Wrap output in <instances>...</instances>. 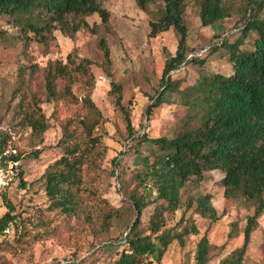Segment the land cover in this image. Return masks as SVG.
<instances>
[{
  "label": "trees",
  "instance_id": "obj_1",
  "mask_svg": "<svg viewBox=\"0 0 264 264\" xmlns=\"http://www.w3.org/2000/svg\"><path fill=\"white\" fill-rule=\"evenodd\" d=\"M190 1L197 6L202 27H211L241 14L243 29L240 36L230 42L222 39L210 50L211 54L222 50L221 56L227 58L232 73L224 76L202 72L189 84L184 83L185 77L173 79L172 73L196 62L187 59L188 52L192 51L187 44L189 33L184 22L189 0H135L143 11L149 3H162L158 20L149 22V38L170 28L178 35L176 53L174 56L167 54L160 90L145 114L150 117L154 108L174 102L181 113L182 129L173 137L150 138L145 134L134 137L130 111L123 102L124 89L119 83L110 82V93L115 96L124 117L128 138H132L137 147H150L143 170L137 171L135 178L140 184L149 185L155 194L147 203L135 194L127 195L136 216L120 239L122 250L113 264L160 263L174 240L182 243L185 236L197 235L194 224L182 233L165 228L166 215L174 214L181 206L185 211L192 209L210 223H216L219 216L210 204L209 195L189 197L183 205L181 203V190L185 184L191 179L202 182L207 172L223 174L221 185L226 198H242L255 207L253 215L247 218L243 243L227 259L228 264L243 263L257 219L264 213V0H245L242 5H234L229 0ZM0 15L6 18L7 26L16 30L15 33L0 30V52L10 43L15 46L20 43L26 50L34 42H43L55 29L70 39L81 30L94 33L95 26L90 27L87 21L93 15L99 17L105 28L110 21V14L101 0H0ZM98 46L106 75L110 76V50L104 38L98 39ZM66 60L51 61L40 71L43 81L37 90L29 87L30 80H26L23 71L14 119L41 141L50 128L42 103L82 105L83 113L59 121L62 135L53 147L58 151V159L45 169L42 181L50 211L66 215L80 212L93 222L94 229L107 233L117 210L107 200L97 198L91 187L106 150L95 134L102 114L90 98L96 82L92 63L88 59H76L71 53ZM37 68L32 67L31 74L40 70ZM79 81L89 91L83 99L73 93V86ZM7 141V135L0 138L1 154ZM138 150L135 152L139 153ZM7 159L19 160L17 155ZM19 167L17 178L20 182L22 171ZM3 201L6 212L0 217V235L21 223L14 205L4 195ZM149 204L154 207L148 221L143 223L141 217ZM235 230H231L229 238ZM209 254L210 243L204 234L196 245L195 263L209 264Z\"/></svg>",
  "mask_w": 264,
  "mask_h": 264
},
{
  "label": "rangeland",
  "instance_id": "obj_2",
  "mask_svg": "<svg viewBox=\"0 0 264 264\" xmlns=\"http://www.w3.org/2000/svg\"><path fill=\"white\" fill-rule=\"evenodd\" d=\"M229 1L234 5L245 2ZM101 2L110 14L106 28L101 25L99 17L93 15L87 21L90 27L95 26L94 33L81 30L74 39H70L55 29L43 42H34L26 50L18 41L17 46L7 44L5 51L0 52V138L8 136L6 148L0 156L7 159L17 155L22 171L20 182L17 178L14 185L0 192V217L6 212L4 195L14 205L21 220L18 227L11 226L0 235V264H113L118 258L122 250L120 239L136 216L127 195L135 194L147 203L153 200L155 194L149 185L140 184L135 178V173L143 170L150 147H137L133 145L132 138H128L124 117L116 105L115 96L110 93L111 81L119 83L124 89L123 102L130 111L134 137L142 134L150 138L173 137L182 129L181 113L174 102L154 108L150 117L145 114L147 107L153 103L152 98L160 90L166 56H174L178 47V35L173 28L155 38L148 37L149 22L158 20L162 3H149L143 11L137 7L135 0ZM240 18L241 14H235L214 26L202 27L197 6L189 0L184 22L189 33L187 44L192 51L188 52L187 59H195L196 62L182 66L171 74L172 78L185 77L184 83L189 84L202 72L230 75L232 68L227 58L221 56L222 50L213 54L210 50L222 39L230 42L240 36L243 29ZM0 30L16 32L7 26L6 18L1 15ZM99 38L105 39L110 50V76L106 75L98 46ZM70 53L76 59L91 61L96 81L90 98L102 114V121L95 134L106 150L91 187L97 198L107 200L117 210L107 233L94 229L93 222L90 223L88 217L80 212L66 215L50 211L42 181L45 169L58 159V151L53 147L62 135L59 121L83 113L82 105L42 103L41 108L50 128L41 141L32 137L30 131L14 119L17 89L23 71L26 80H30L29 87L37 90L43 81L40 71L51 61L66 62ZM34 66L40 70L31 74ZM88 92L80 81L73 86V93L78 99H83ZM136 149L139 153L135 152ZM222 178L221 172L212 171L205 173L202 182L191 179L185 184L181 190L182 205L189 197L209 195L219 220L210 223L192 209L185 211L184 206L174 214L166 215L165 228L182 233L194 224L198 234L185 236L182 243L174 240L160 263L153 264H196V245L204 234L210 243L209 264H228L227 259L243 243L247 218L253 215L255 207L242 198H226ZM153 207L149 204L144 209L143 223L148 221ZM256 223L242 264H264V213ZM232 229L236 232L229 238Z\"/></svg>",
  "mask_w": 264,
  "mask_h": 264
},
{
  "label": "built area",
  "instance_id": "obj_3",
  "mask_svg": "<svg viewBox=\"0 0 264 264\" xmlns=\"http://www.w3.org/2000/svg\"><path fill=\"white\" fill-rule=\"evenodd\" d=\"M17 166L16 161L0 156V192L10 188L16 182Z\"/></svg>",
  "mask_w": 264,
  "mask_h": 264
}]
</instances>
